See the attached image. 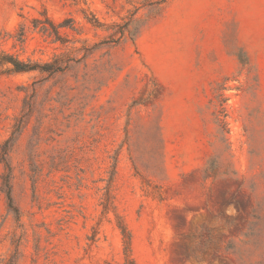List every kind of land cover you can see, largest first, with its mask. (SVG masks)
I'll return each instance as SVG.
<instances>
[{
	"label": "rangeland",
	"instance_id": "obj_1",
	"mask_svg": "<svg viewBox=\"0 0 264 264\" xmlns=\"http://www.w3.org/2000/svg\"><path fill=\"white\" fill-rule=\"evenodd\" d=\"M4 53L61 71L0 66V264H264V0H0Z\"/></svg>",
	"mask_w": 264,
	"mask_h": 264
},
{
	"label": "trees",
	"instance_id": "obj_2",
	"mask_svg": "<svg viewBox=\"0 0 264 264\" xmlns=\"http://www.w3.org/2000/svg\"><path fill=\"white\" fill-rule=\"evenodd\" d=\"M34 27L36 29H39L42 33L47 34L50 37H53L56 41H60L61 43H65L64 39L61 34L62 28L70 27L74 30L72 26H69L68 22H64L62 24H55L47 17L44 18V20L41 19H35L34 20ZM24 29H22V32L20 34L19 40L22 41L24 36ZM60 65L57 61H54L52 63H46L43 65L40 64H32V63H26L25 61L19 59V57L13 55V54H6L0 56V66H9L6 70V72L11 73H29L34 71H39L41 73H49V74H55L60 70L58 67ZM6 154L7 151L4 149L2 160L4 161L6 165V169L8 170V173L3 176V189L7 194V198L9 201V208L12 210L16 215L19 214L18 208L14 206V200L12 197V190H11V179H12V168L11 166L6 162ZM124 238H125V244H126V253L130 251L131 247V240L129 233L126 231V229L123 230ZM6 264H17L16 258H12L8 263Z\"/></svg>",
	"mask_w": 264,
	"mask_h": 264
}]
</instances>
